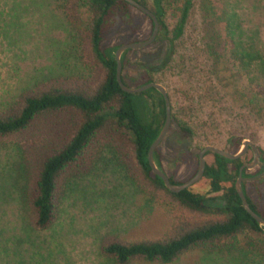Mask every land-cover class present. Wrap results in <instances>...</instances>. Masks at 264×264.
<instances>
[{
  "label": "rangeland",
  "instance_id": "374dc122",
  "mask_svg": "<svg viewBox=\"0 0 264 264\" xmlns=\"http://www.w3.org/2000/svg\"><path fill=\"white\" fill-rule=\"evenodd\" d=\"M59 3L0 0V110L36 83L67 79L84 84L98 74L81 41L77 51L71 23ZM163 6L173 42L155 38L148 46L131 49L130 64L122 71L135 86L142 69L137 63L145 62L171 98L168 131L156 148L162 170L175 181H187L198 168L195 155L206 145L236 152L249 139L264 154V98L257 94L258 87H264V0H192L178 38L173 35L183 0H163ZM204 12L220 36L217 58L208 48ZM129 15L136 31L115 19L107 28L106 47L151 35L153 27L144 13L131 6ZM67 119L64 111L56 112L20 134L0 137V264H114L101 255L103 242L169 238L195 220L175 199L151 187L128 149L114 154L93 147L59 173L55 217L47 229L28 237L27 169L23 164L21 170L20 161L30 162L31 192L40 156L58 142L41 139L50 128L57 138H65ZM213 160V153L205 155L207 164ZM245 173L250 177L256 170ZM243 182L248 196L264 210V177ZM189 190L205 194L208 179L203 177ZM249 237L229 239L221 251L193 247L168 264H264V234ZM127 264L161 263L135 259Z\"/></svg>",
  "mask_w": 264,
  "mask_h": 264
},
{
  "label": "trees",
  "instance_id": "16d2710c",
  "mask_svg": "<svg viewBox=\"0 0 264 264\" xmlns=\"http://www.w3.org/2000/svg\"><path fill=\"white\" fill-rule=\"evenodd\" d=\"M137 1L152 11L158 20L159 30L155 41L168 40L172 43L173 39L169 37V30L164 22L163 0ZM59 2L71 23L77 51L81 41L88 48V55L98 67V74L84 84L80 83V80L71 82L67 79H48L36 83L33 88L21 91L12 104L0 110V137L20 134L56 112L64 111L68 114L66 124L70 125V128L65 138H57L50 128L46 137L43 136L41 139L45 143L58 142L56 144L52 142L54 149L47 150L40 156L31 192L28 177L30 162L27 159L26 162L20 161L21 170L23 164L27 169V175H24L25 191L27 190L25 193L30 210L27 236L30 237L32 231L44 230L51 225L57 210L55 193L59 173L68 166H75L83 154L93 147H96L95 152L98 149L101 153L109 151L114 154L124 153L125 149H128L132 160L151 187L163 191L175 199L181 208L196 216L194 221L179 227L169 238L103 242L101 255L111 259L114 264H127L135 259L145 263L168 264L193 247L201 246L221 251L226 241L235 239L238 235L249 239V234H264L263 228L243 208L234 187L239 168L247 161L245 157L230 160L213 154V162L206 163L204 170L203 177L209 182V190L205 194L192 192L189 188L172 193L165 188L162 180L151 172L147 153L165 121L164 98L155 88L132 94L123 91L116 80L115 60V50L121 44L112 47L103 44L108 25L115 19L136 31L137 24H134L129 15L131 5L124 0H59ZM191 5L192 0H183L181 17L174 29L173 38L182 35ZM203 16L209 40L208 48L217 58L221 44L220 36L214 28L210 14L204 12ZM149 20L153 27L152 20L150 18ZM130 50H125L121 55L122 82L128 87L155 82L152 68L141 62L137 63L142 66L138 84L132 86L127 83L122 71L130 64L127 60V53ZM257 94L264 98V87H258ZM168 98L171 104L169 95ZM180 129L191 133L185 124H180ZM14 146L17 150L25 151L20 145ZM198 153L195 155L197 164ZM154 160L162 170L157 149L154 151ZM245 171L246 169L242 172L243 177H247ZM169 179L173 184L183 183L175 181L171 176ZM243 190L251 209L264 219V210L259 209L248 196L244 182ZM15 264L20 262L16 260Z\"/></svg>",
  "mask_w": 264,
  "mask_h": 264
},
{
  "label": "water",
  "instance_id": "95a60500",
  "mask_svg": "<svg viewBox=\"0 0 264 264\" xmlns=\"http://www.w3.org/2000/svg\"><path fill=\"white\" fill-rule=\"evenodd\" d=\"M124 1H126L131 6L137 8L139 11H141L142 13L147 15L153 22L152 33L148 37V39L143 40V41H137V42L123 43L120 46H118V48L115 50L116 80H117L119 86L122 88L123 91L132 94V93H140V92L146 91L150 88H155L157 91H159L161 93V95L164 98L165 121H164L163 127L161 128L158 136L149 146L148 153H147L148 164H149V167L151 169V172L154 175L158 176L162 180L163 185L165 186L166 189H168L172 193H179L180 191H182L184 189H188L193 184L197 183L200 179L203 178L204 170H205V166H206L205 154L207 152H211L213 154L220 155L226 159L234 160V159L241 158L246 153L248 147L250 146L252 148V150L254 151V159L252 161H250L248 163H244L240 166L239 171H238V176H237L235 183H234V187H235V190H236V192H237V194L241 200V204H242L243 208L245 209V211L264 230V219L260 215H258L255 211H253L251 209V207L249 206V204L247 202V199H246V196H245V193L243 190V181L250 179V178H245L242 176L243 170L244 169H251L255 166V164L260 165V163H261L259 160L257 148L251 141L244 140L242 142L241 149L238 150L237 152H234V153L227 151L225 149L219 148V147L214 146V145L204 146L198 153V168H197L196 173L191 178H189L187 181H185L181 184H173L170 181L169 176L156 165L155 160H154V151L157 148V146L161 143L163 138L165 137V135L168 131L170 120H171V107H170V101H169V98L167 95V91L162 85H160L156 82L145 83V84L140 85L138 87L126 86L121 80V67H122L121 55L127 49H139V48H142V47H145V46H148L149 44H151L157 36L158 30H159V23H158V20H157L155 14L152 11H150L147 7L140 4L137 0H124Z\"/></svg>",
  "mask_w": 264,
  "mask_h": 264
},
{
  "label": "flooded vegetation",
  "instance_id": "af4514ba",
  "mask_svg": "<svg viewBox=\"0 0 264 264\" xmlns=\"http://www.w3.org/2000/svg\"><path fill=\"white\" fill-rule=\"evenodd\" d=\"M247 140H249V139H247ZM249 141H251V140H249ZM255 146L257 148L259 160H260L261 163H260V165L255 164V166L253 167L256 170V173L254 175H252L250 177H245V178L254 179V178H263L264 177V154L262 153L261 149L257 145H255ZM242 157H246L247 161L245 163H248V162H250V161H252L254 159V151L252 150V148L250 146L248 147L246 153Z\"/></svg>",
  "mask_w": 264,
  "mask_h": 264
}]
</instances>
